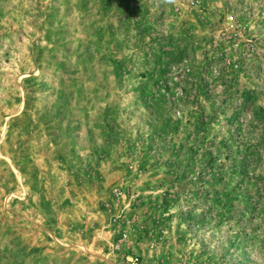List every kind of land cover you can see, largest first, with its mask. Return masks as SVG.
<instances>
[{"label": "rangeland", "instance_id": "obj_1", "mask_svg": "<svg viewBox=\"0 0 264 264\" xmlns=\"http://www.w3.org/2000/svg\"><path fill=\"white\" fill-rule=\"evenodd\" d=\"M0 264H264V0H0Z\"/></svg>", "mask_w": 264, "mask_h": 264}]
</instances>
